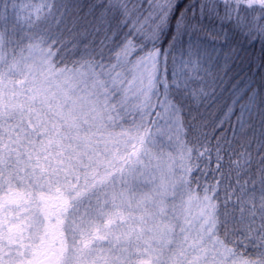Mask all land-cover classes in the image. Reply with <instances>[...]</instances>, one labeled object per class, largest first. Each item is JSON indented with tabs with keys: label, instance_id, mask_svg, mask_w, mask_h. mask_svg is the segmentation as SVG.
Here are the masks:
<instances>
[{
	"label": "snow or ice",
	"instance_id": "obj_1",
	"mask_svg": "<svg viewBox=\"0 0 264 264\" xmlns=\"http://www.w3.org/2000/svg\"><path fill=\"white\" fill-rule=\"evenodd\" d=\"M245 43L264 0H0V264H264Z\"/></svg>",
	"mask_w": 264,
	"mask_h": 264
},
{
	"label": "trees",
	"instance_id": "obj_2",
	"mask_svg": "<svg viewBox=\"0 0 264 264\" xmlns=\"http://www.w3.org/2000/svg\"><path fill=\"white\" fill-rule=\"evenodd\" d=\"M11 11V9H9ZM207 23V22H206ZM89 40L96 39V37H89ZM82 47V46H81ZM229 50L224 49L223 51H217L212 54V61L210 62V71L215 74L219 73L223 76L224 71L230 69L228 71V75L224 77L225 84L223 88H227L228 91H224L222 94V99H227L231 94L233 86H239L240 88H246L249 84L254 86H258L262 78H264V68L260 67L261 64V56L264 53L261 52L260 45L257 43L255 45L243 44L239 50V59H230L227 64V69L225 68V55H228ZM211 79V77L209 78ZM222 91L221 88H217V94H220ZM187 107L193 108V114L195 115V106L189 104ZM214 108L205 109L204 107L199 108V112L203 115L207 120H211L214 114ZM210 131V129H208ZM258 149V145L253 143L252 150L253 155H256V151ZM259 157H257L256 161L253 164V172H256V164H258ZM251 188L252 185H249ZM257 190V196L259 195V184L255 186ZM251 250V248H250Z\"/></svg>",
	"mask_w": 264,
	"mask_h": 264
},
{
	"label": "rangeland",
	"instance_id": "obj_3",
	"mask_svg": "<svg viewBox=\"0 0 264 264\" xmlns=\"http://www.w3.org/2000/svg\"><path fill=\"white\" fill-rule=\"evenodd\" d=\"M167 138H165V140H166ZM168 151H171V149H167ZM157 176H159V173H157Z\"/></svg>",
	"mask_w": 264,
	"mask_h": 264
}]
</instances>
